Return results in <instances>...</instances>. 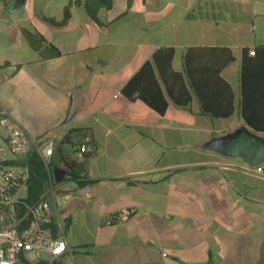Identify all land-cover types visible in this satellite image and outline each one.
<instances>
[{
  "label": "crops",
  "instance_id": "obj_1",
  "mask_svg": "<svg viewBox=\"0 0 264 264\" xmlns=\"http://www.w3.org/2000/svg\"><path fill=\"white\" fill-rule=\"evenodd\" d=\"M14 4L0 0V109L35 141L52 138V172L67 171L47 195L53 231L65 225L72 250L60 263L264 264V163L257 172L207 147L246 125L243 50L264 46V0ZM163 47L175 49L173 68L186 79L190 47L229 48L235 60L221 76L233 114L206 113L194 93L187 107L167 94L164 115L125 97V84ZM85 142L92 152L79 157ZM124 208L135 213L106 224Z\"/></svg>",
  "mask_w": 264,
  "mask_h": 264
},
{
  "label": "trees",
  "instance_id": "obj_2",
  "mask_svg": "<svg viewBox=\"0 0 264 264\" xmlns=\"http://www.w3.org/2000/svg\"><path fill=\"white\" fill-rule=\"evenodd\" d=\"M109 5V4H107ZM24 36L34 43L37 36L23 30ZM54 54L60 51L53 45ZM243 50L242 61V102L241 110L245 121L256 131L264 132V46ZM175 49H158L153 60L145 62L122 88L125 97L140 99L149 107L164 115L168 108V97L180 107H187L193 100V93L199 98L206 113L219 118L231 116L235 110L234 92L230 84L221 76L222 70L233 62L234 56L227 47H190L185 55L188 79L173 68ZM31 162V177L27 182V200L35 202L46 197L51 180L54 179L52 161L49 170L45 163L32 153L27 158ZM22 162L20 160L18 163ZM71 180L80 185L93 183L86 177L71 175ZM57 184L54 182V185ZM57 232H52L56 237ZM34 264H45L39 261Z\"/></svg>",
  "mask_w": 264,
  "mask_h": 264
},
{
  "label": "built area",
  "instance_id": "obj_3",
  "mask_svg": "<svg viewBox=\"0 0 264 264\" xmlns=\"http://www.w3.org/2000/svg\"><path fill=\"white\" fill-rule=\"evenodd\" d=\"M250 54L254 55L255 51L251 50ZM54 148L52 138L35 141L6 110L0 109V264H34L31 256L37 262L61 264L62 258L71 255L64 236L65 225L59 222L58 235L52 237L55 223L47 195L54 189V179L46 197L35 202L27 200V182L31 177L28 156L36 153L49 170ZM91 152L92 147L85 142L80 145L78 156ZM253 168L263 172L261 165ZM134 213L135 209L124 208L108 217L106 224L125 221Z\"/></svg>",
  "mask_w": 264,
  "mask_h": 264
},
{
  "label": "water",
  "instance_id": "obj_4",
  "mask_svg": "<svg viewBox=\"0 0 264 264\" xmlns=\"http://www.w3.org/2000/svg\"><path fill=\"white\" fill-rule=\"evenodd\" d=\"M25 0H15L14 7L21 6ZM246 122V121H245ZM207 147L220 152L225 156L241 157L248 165L255 167L264 163V136L246 125L225 136L210 141ZM67 175L63 168L53 169L56 183H60Z\"/></svg>",
  "mask_w": 264,
  "mask_h": 264
},
{
  "label": "rangeland",
  "instance_id": "obj_5",
  "mask_svg": "<svg viewBox=\"0 0 264 264\" xmlns=\"http://www.w3.org/2000/svg\"><path fill=\"white\" fill-rule=\"evenodd\" d=\"M22 194L24 195L25 194V190L22 191ZM50 195V194H49Z\"/></svg>",
  "mask_w": 264,
  "mask_h": 264
}]
</instances>
